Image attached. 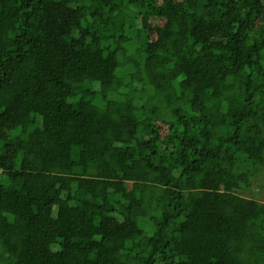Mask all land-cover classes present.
Masks as SVG:
<instances>
[{"label": "trees", "instance_id": "1", "mask_svg": "<svg viewBox=\"0 0 264 264\" xmlns=\"http://www.w3.org/2000/svg\"><path fill=\"white\" fill-rule=\"evenodd\" d=\"M261 174L264 0H0V264H264Z\"/></svg>", "mask_w": 264, "mask_h": 264}, {"label": "rangeland", "instance_id": "2", "mask_svg": "<svg viewBox=\"0 0 264 264\" xmlns=\"http://www.w3.org/2000/svg\"><path fill=\"white\" fill-rule=\"evenodd\" d=\"M262 186H264V175L261 174L251 181L250 187L248 189L249 196L254 195L256 199L264 202V190L261 188ZM109 254V251H101V255L103 257H108Z\"/></svg>", "mask_w": 264, "mask_h": 264}]
</instances>
